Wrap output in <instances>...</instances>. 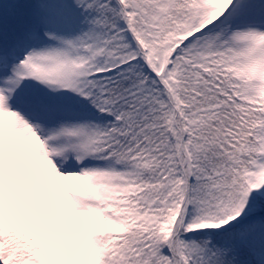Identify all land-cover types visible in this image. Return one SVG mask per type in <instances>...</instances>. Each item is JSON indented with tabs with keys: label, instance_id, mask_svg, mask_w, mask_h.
Listing matches in <instances>:
<instances>
[{
	"label": "snow or ice",
	"instance_id": "snow-or-ice-1",
	"mask_svg": "<svg viewBox=\"0 0 264 264\" xmlns=\"http://www.w3.org/2000/svg\"><path fill=\"white\" fill-rule=\"evenodd\" d=\"M0 264H264V0H0Z\"/></svg>",
	"mask_w": 264,
	"mask_h": 264
}]
</instances>
